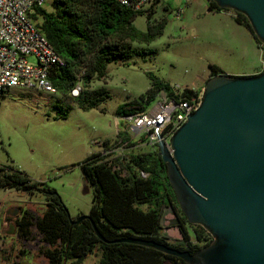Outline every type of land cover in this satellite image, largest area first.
I'll return each mask as SVG.
<instances>
[{
    "label": "rangeland",
    "instance_id": "1",
    "mask_svg": "<svg viewBox=\"0 0 264 264\" xmlns=\"http://www.w3.org/2000/svg\"><path fill=\"white\" fill-rule=\"evenodd\" d=\"M43 8L52 10L51 0ZM140 12L133 25L145 32L147 15L153 23L164 19L162 34L148 41L123 40L140 53L108 62L105 78H93L84 85L87 90L104 91L98 99L93 95L89 98L93 105L83 109L77 98L58 91L16 87L0 94V166L19 169L39 187L55 191L71 219L88 215L93 199V189L80 164L104 150L99 142L110 144L126 134V123L116 109L145 97L151 76L171 87L201 92L200 87L210 77L209 64L229 76H251L264 68L263 45L261 50L244 27L223 15L209 14L206 0H153ZM161 92L144 103L145 109L156 103ZM152 150V146L142 144L123 151L122 156ZM45 202L43 192L0 189V264H47L34 226L31 235L22 239L15 225L26 210L34 216L40 214ZM10 210H16V216H10ZM181 213L178 204L175 209L167 206L163 210L162 233L171 244H179ZM99 255L97 248L80 264H99Z\"/></svg>",
    "mask_w": 264,
    "mask_h": 264
},
{
    "label": "trees",
    "instance_id": "2",
    "mask_svg": "<svg viewBox=\"0 0 264 264\" xmlns=\"http://www.w3.org/2000/svg\"><path fill=\"white\" fill-rule=\"evenodd\" d=\"M209 12L227 11L236 23L243 26L262 50L243 14L217 6L206 0ZM52 10L36 8L33 18L54 50L64 58L66 65L52 73V82L61 94H69L80 78L87 86L95 78L106 77V64L116 59H126L140 51L123 42L153 40L163 32L166 20L157 23L147 15V29L138 30L133 21L140 11L120 5L116 0H51ZM153 53L152 49L147 50ZM210 76L220 74L216 65L209 64ZM172 87L155 76L146 96L120 104L118 116L139 113L160 91L170 92ZM185 92H192L186 88ZM103 89L83 88L77 97L85 109L93 105L89 100L101 97ZM145 101H144V100ZM147 102V103H146ZM66 114H63L65 116ZM119 166V167H118ZM82 174L93 189L89 219L71 223L67 209L55 191L39 187L19 169L0 166V189L16 188L28 192H43L45 206L38 215L24 211L15 221L18 236L28 238L34 226L44 245L41 249L47 264H64L73 261L80 264L95 249H99V264H184L176 256L154 248L127 241L126 238L154 240L190 253L211 243L212 236L200 225L190 224L183 213L178 216L179 244H171L162 233V214L165 207L175 209L176 196L166 174V164L158 149L132 153L126 158L110 152L94 153L81 164ZM140 171L147 173L146 177ZM145 206L146 208H143ZM179 206V205H178ZM91 221L109 242L101 241L94 232ZM194 239V244L192 243Z\"/></svg>",
    "mask_w": 264,
    "mask_h": 264
},
{
    "label": "water",
    "instance_id": "3",
    "mask_svg": "<svg viewBox=\"0 0 264 264\" xmlns=\"http://www.w3.org/2000/svg\"><path fill=\"white\" fill-rule=\"evenodd\" d=\"M213 1L246 16L264 48V0ZM158 151L181 212L212 241L193 253L154 240L123 241L184 264H264V68L251 76H211L199 107L168 146L160 138ZM8 214L14 217L17 211ZM84 219L89 216L71 223ZM91 224L97 237L109 242Z\"/></svg>",
    "mask_w": 264,
    "mask_h": 264
},
{
    "label": "built area",
    "instance_id": "4",
    "mask_svg": "<svg viewBox=\"0 0 264 264\" xmlns=\"http://www.w3.org/2000/svg\"><path fill=\"white\" fill-rule=\"evenodd\" d=\"M49 0H0V94L20 87L48 93H56L52 73L66 65L38 28L33 14ZM120 5L141 11L153 0H116ZM179 15V12L177 13ZM79 78L70 90V96L77 98L82 91ZM172 87L170 92L162 91L159 99L150 108L139 113L123 115L127 129L124 136L103 146L101 155L123 151L148 144L158 149L160 138L168 146L176 130L200 105L203 91ZM190 89V88H189ZM154 102V101H153ZM142 177L147 173L140 171Z\"/></svg>",
    "mask_w": 264,
    "mask_h": 264
},
{
    "label": "crops",
    "instance_id": "5",
    "mask_svg": "<svg viewBox=\"0 0 264 264\" xmlns=\"http://www.w3.org/2000/svg\"><path fill=\"white\" fill-rule=\"evenodd\" d=\"M209 14H220V15H223L222 17H224V19H229V21H231V23H233L234 25L241 26V25H239L238 23H236L234 21V19H233V17H232L230 12H227V11L209 12ZM241 27H243V26H241Z\"/></svg>",
    "mask_w": 264,
    "mask_h": 264
},
{
    "label": "flooded vegetation",
    "instance_id": "6",
    "mask_svg": "<svg viewBox=\"0 0 264 264\" xmlns=\"http://www.w3.org/2000/svg\"><path fill=\"white\" fill-rule=\"evenodd\" d=\"M210 77H211V76H210ZM210 77H209V78H210ZM209 78H207V79L204 81V84H203V86H202V87H200V88H202V89L204 90L205 84H206V82H207V80H208Z\"/></svg>",
    "mask_w": 264,
    "mask_h": 264
},
{
    "label": "bare ground",
    "instance_id": "7",
    "mask_svg": "<svg viewBox=\"0 0 264 264\" xmlns=\"http://www.w3.org/2000/svg\"><path fill=\"white\" fill-rule=\"evenodd\" d=\"M121 136V135H120ZM107 144V143H106ZM15 209V208H14Z\"/></svg>",
    "mask_w": 264,
    "mask_h": 264
}]
</instances>
